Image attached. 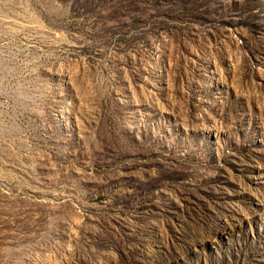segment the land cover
<instances>
[{"label": "rangeland", "instance_id": "374dc122", "mask_svg": "<svg viewBox=\"0 0 264 264\" xmlns=\"http://www.w3.org/2000/svg\"><path fill=\"white\" fill-rule=\"evenodd\" d=\"M0 264H264V0H0Z\"/></svg>", "mask_w": 264, "mask_h": 264}]
</instances>
